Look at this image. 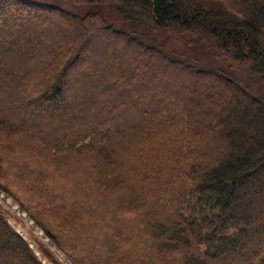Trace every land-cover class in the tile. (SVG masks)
<instances>
[{
  "label": "trees",
  "instance_id": "trees-1",
  "mask_svg": "<svg viewBox=\"0 0 264 264\" xmlns=\"http://www.w3.org/2000/svg\"><path fill=\"white\" fill-rule=\"evenodd\" d=\"M82 6L264 83V0H0V191L69 264H264V97ZM8 218L0 264H58Z\"/></svg>",
  "mask_w": 264,
  "mask_h": 264
},
{
  "label": "rangeland",
  "instance_id": "rangeland-1",
  "mask_svg": "<svg viewBox=\"0 0 264 264\" xmlns=\"http://www.w3.org/2000/svg\"><path fill=\"white\" fill-rule=\"evenodd\" d=\"M69 9L71 11H75L77 13L80 12L82 14L87 13L90 9H94L95 11L100 10L104 13V15L108 19V22L113 27L115 26L117 29H121L127 32L129 31L134 32V34L137 35L144 43H148L153 46L160 47L165 53H167L172 57H178L183 60L191 61L193 64L198 66L207 65L210 66V68L221 67L225 70L226 74L233 75V77L236 80H241V82H243L250 89L252 93L258 95V97H262V98L264 97V83L262 82L260 83L257 78L254 77L246 78L234 71L225 69V67H222L213 58L209 57L208 54L202 48H199L198 50L194 48H190L189 46L186 45V43L182 39L176 36L169 35L168 33L165 32H152L146 27L145 24L139 25L138 22L135 23L131 19L130 21L127 20L126 17H128L132 13L130 14L125 13V15H123L121 12L116 10L115 7H109V6H98V7L82 6L80 8L71 7ZM131 16H133V14ZM41 68L42 67L40 66V69ZM76 90H77V83H75V85L72 86L71 92ZM61 116L63 120L65 119L67 120V115L64 114ZM38 122L46 123L45 118L42 117L38 118ZM199 122L200 121H198L197 123L199 124ZM8 201L10 202V204L0 196V208L7 211V213L9 214V218H8L9 223H11V225L14 226L16 230L17 229L21 230L25 236L29 237L30 235H32L34 237H37L43 243L44 249L49 259L58 262V264H69L68 262L65 261L63 253L59 251L46 238H44L43 234L41 233L42 231L35 225L34 221L28 217L27 213L25 211H21L19 204L14 202L11 198H9ZM14 205H17L20 210L19 209H18L19 211L16 210Z\"/></svg>",
  "mask_w": 264,
  "mask_h": 264
}]
</instances>
